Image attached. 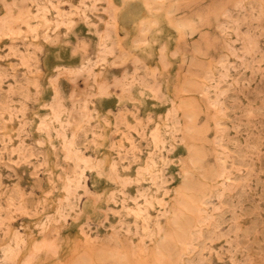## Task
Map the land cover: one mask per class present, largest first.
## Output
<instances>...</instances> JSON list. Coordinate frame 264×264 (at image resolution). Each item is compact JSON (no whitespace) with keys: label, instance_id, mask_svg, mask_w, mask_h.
<instances>
[{"label":"rangeland","instance_id":"rangeland-1","mask_svg":"<svg viewBox=\"0 0 264 264\" xmlns=\"http://www.w3.org/2000/svg\"><path fill=\"white\" fill-rule=\"evenodd\" d=\"M151 1L0 0V264H264V0Z\"/></svg>","mask_w":264,"mask_h":264},{"label":"bare ground","instance_id":"bare-ground-1","mask_svg":"<svg viewBox=\"0 0 264 264\" xmlns=\"http://www.w3.org/2000/svg\"><path fill=\"white\" fill-rule=\"evenodd\" d=\"M141 3H143L144 4V6H145V8H146V10H147V12L149 13L150 12V14H151V11L153 10V8H152V1L151 0H142V2ZM144 6H143V8H144ZM172 9V8H171ZM171 9L169 10V12L167 13V14H170V11H171ZM145 10V9H144ZM145 10V11H146ZM170 15H165V17H166V19L169 17ZM14 17V16H13ZM164 17V16H163ZM162 17V18H163ZM156 21H157V17H156ZM185 25H188V24H185ZM153 26V24L152 23H149V22H145V23H143L142 24V29L143 30H146V31H148V30H151V27ZM189 26V25H188ZM187 26V27H188ZM183 28H184V26H182ZM140 28V29H141ZM182 28V29H183ZM141 29V30H142ZM152 29H154V28H152ZM182 29H181V31H182ZM185 29V28H184ZM175 30H176V28H175ZM138 31V30H137ZM153 31V30H152ZM155 31V30H154ZM177 31V30H176ZM9 32V31H8ZM11 32V31H10ZM9 32V33H10ZM179 32V31H178ZM183 32V31H182ZM19 33V32H18ZM137 39V38H136ZM145 43L148 41V38L146 39V37L144 38V40H143ZM7 48V47H6ZM12 49V48H11ZM22 55V54H21ZM146 75V74H145ZM156 80V79H155ZM166 86V85H165ZM167 89V88H166ZM51 108V107H50ZM48 132V131H47ZM60 135V134H59ZM185 180V179H184ZM141 256V255H140ZM251 262V261H250ZM255 262V261H254Z\"/></svg>","mask_w":264,"mask_h":264}]
</instances>
